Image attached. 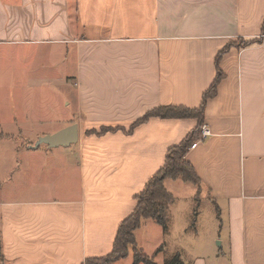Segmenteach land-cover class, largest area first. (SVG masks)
<instances>
[{
	"label": "crops",
	"instance_id": "1",
	"mask_svg": "<svg viewBox=\"0 0 264 264\" xmlns=\"http://www.w3.org/2000/svg\"><path fill=\"white\" fill-rule=\"evenodd\" d=\"M218 75L201 127L211 134L187 154L200 184L165 180L175 197L168 225L180 200L169 185L190 183L219 211L212 246L198 248L192 264H264V0H0V264H85L110 254L169 148L199 125L140 120L165 105L201 107ZM38 86L65 96L32 104ZM48 124H78V148L44 152L22 140L25 126ZM4 140L13 142L7 150ZM39 155L66 161L77 191H20V158Z\"/></svg>",
	"mask_w": 264,
	"mask_h": 264
},
{
	"label": "rangeland",
	"instance_id": "2",
	"mask_svg": "<svg viewBox=\"0 0 264 264\" xmlns=\"http://www.w3.org/2000/svg\"><path fill=\"white\" fill-rule=\"evenodd\" d=\"M18 49L9 52L10 58H15L17 56L16 51H18ZM19 51H21V49H19ZM25 53L26 56L29 55L28 52L25 51ZM13 67L16 66L13 65ZM29 92L28 97L32 104L56 102L58 100L57 94L61 96L60 98L65 96V91H60V89L58 90V88L50 86L32 87ZM68 93V96L74 97V93L71 91ZM12 99L14 105L20 102L19 96L16 97L13 95ZM22 129V132H24L22 140H29L36 143L39 137L55 133L59 129V125H27ZM3 131L11 133L14 132V129L7 127L4 128ZM9 141V143L5 140L1 142V146H3L4 149L6 148L5 150H7L8 147L10 148L11 143H13L11 140ZM67 147H69V149H76L78 148V144H72ZM50 148L63 150L65 146L50 147L47 144H42L40 150L45 152L49 151ZM65 164L66 161L59 157L44 158L39 155L29 159L27 162H25L24 158H20L17 165L18 169H16L20 191L27 190L28 192L35 189V187L45 188L50 186L56 187V195L60 192H63L65 195L67 191H77L74 187L75 182L73 181L74 171L71 173H69V171H64L63 167ZM25 167H33L34 173L32 172L24 176ZM45 174L49 175V178H51L50 181L46 179L43 180ZM176 182L178 185H174L175 187L169 185V187H171L170 190L180 197V200L170 209L169 228L165 231L160 225L150 221L149 223L151 225H149V223H144L143 227L136 231L139 247L142 248L144 254L150 257L155 256L154 259L158 264H170L171 262H173V264H192L198 254V248L201 247L203 251L212 246V239L208 238L210 236L209 231L211 230L210 222L213 221L214 215L216 213L218 214L219 211L215 209L213 204L211 205L212 209L210 208L211 206L207 202L206 195H203L201 200L192 195V191L195 189L194 185L183 181ZM216 245H218L217 242ZM128 256L130 257L117 264H133L136 256L132 251H130ZM140 264L145 263L140 262Z\"/></svg>",
	"mask_w": 264,
	"mask_h": 264
},
{
	"label": "trees",
	"instance_id": "3",
	"mask_svg": "<svg viewBox=\"0 0 264 264\" xmlns=\"http://www.w3.org/2000/svg\"><path fill=\"white\" fill-rule=\"evenodd\" d=\"M241 44L243 45L244 43ZM218 76L215 83L204 94L201 107L193 109L183 106L165 105L152 109L140 120V122H144L151 117H158L161 119L196 118L199 121V125L195 131L187 135L181 144L169 148L164 167L148 180L149 182L144 190L137 195L138 203L133 210L134 212L119 224L111 253L103 257L88 259L85 264H112L117 260L126 258L131 249L136 256L133 264H140V262H144L145 264H158L154 259L155 256L150 257L144 254L142 249L139 248L135 232L146 219L155 221L157 224L161 225L165 231L169 228L167 205L169 202L174 201L175 197L171 192L167 191L165 187V180L167 178L174 180L180 179L195 185L200 184L197 172L193 165L187 160V154L189 148L200 137L201 127L204 123V105L209 97L217 92V84L221 79V76ZM1 136L2 134H0V137ZM170 264H173V262Z\"/></svg>",
	"mask_w": 264,
	"mask_h": 264
},
{
	"label": "water",
	"instance_id": "4",
	"mask_svg": "<svg viewBox=\"0 0 264 264\" xmlns=\"http://www.w3.org/2000/svg\"><path fill=\"white\" fill-rule=\"evenodd\" d=\"M78 141L79 125L70 124L55 133L39 137L37 142L32 146V148L39 147L42 144H47L50 147H67L72 144L78 143Z\"/></svg>",
	"mask_w": 264,
	"mask_h": 264
},
{
	"label": "built area",
	"instance_id": "5",
	"mask_svg": "<svg viewBox=\"0 0 264 264\" xmlns=\"http://www.w3.org/2000/svg\"><path fill=\"white\" fill-rule=\"evenodd\" d=\"M211 134V129L208 126H203L201 129L200 137L196 140L195 143L191 146V148H195L197 144L204 141L207 137H209Z\"/></svg>",
	"mask_w": 264,
	"mask_h": 264
}]
</instances>
